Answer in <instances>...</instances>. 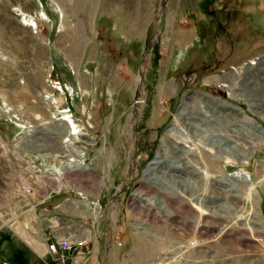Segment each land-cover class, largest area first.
I'll use <instances>...</instances> for the list:
<instances>
[{
    "label": "rangeland",
    "instance_id": "1",
    "mask_svg": "<svg viewBox=\"0 0 264 264\" xmlns=\"http://www.w3.org/2000/svg\"><path fill=\"white\" fill-rule=\"evenodd\" d=\"M68 1L0 0V219H21L40 199L26 230L2 228L0 264H46L30 244L41 249L36 239L55 217L91 227L87 264H264V0ZM67 23L79 29L75 57L70 40L59 39ZM185 99L198 132L187 154L166 151L164 132L181 127ZM25 133L28 150L17 143ZM208 150L215 160L205 177L194 168ZM160 154L165 163L151 167L157 181L146 179ZM98 168L100 182L72 178L92 193L61 183L70 170L93 179ZM29 172L37 186L55 176L48 199L16 194L19 173ZM176 173L192 190H182ZM73 199L97 203L93 225L67 204ZM59 203L66 214L52 212ZM134 222L154 255L133 254Z\"/></svg>",
    "mask_w": 264,
    "mask_h": 264
},
{
    "label": "bare ground",
    "instance_id": "2",
    "mask_svg": "<svg viewBox=\"0 0 264 264\" xmlns=\"http://www.w3.org/2000/svg\"><path fill=\"white\" fill-rule=\"evenodd\" d=\"M69 1H71V2H69ZM68 2L70 3V4H72L73 6H75L76 4L77 5H79V4H81L82 2H83V0H69ZM91 3H90V8L93 6V3H94V1L95 0H89ZM76 7V6H75ZM72 8V7H71ZM0 11H1V9H0ZM65 25V28L67 29V30H65L62 34H61V36L59 37V39L60 40H64V39H67L68 38V40H70V44H69V46H68V51H70L71 52V54H73L74 55V57L77 55V51L79 50V29H76V28H72V27H70V29H69V25H68V23H67V25L66 24H64ZM64 28V29H65ZM69 29V30H68ZM68 34V35H67ZM8 39L10 40V42L11 41H15L14 40V38L12 37V36H9L8 37ZM65 41V40H64ZM16 42V41H15ZM34 51H36L35 49H34ZM260 63V62H259ZM259 65V64H258ZM261 65V64H260ZM254 67V66H253ZM253 67H252V69H253ZM248 68H249V66H248ZM255 69H257V68H255ZM211 78H213V77H209V78H207L206 80H209V79H211ZM137 81H138V78H137ZM189 97L191 98V99H201V97H197V96H195V95H189ZM186 100V99H185ZM203 100V99H202ZM200 101V102H203V101ZM207 101V100H206ZM184 103H183V105H182V107L178 110V115L179 116H181V118H182V123H181V127H178V126H176L175 128H168V129H166L165 130V132H164V137H163V139H164V145H166L167 147H168V149L166 150V151H168L169 149H171V148H175V149H178V150H180V151H183V152H186V154H187V151L188 150H190V148H192V147H190V145H191V143H193L192 142V140H193V138H194V135L196 136V134H197V132H198V128H199V126L196 124V121H195V119H196V117L198 116H196L195 117V115H196V111L194 112L193 110H188V101L186 100V101H183ZM195 103V102H194ZM199 111V110H198ZM206 116V115H205ZM36 118H38V117H36ZM195 118V119H194ZM200 118V117H199ZM200 120V119H199ZM198 123V122H197ZM200 123V122H199ZM26 134L27 133H25L24 135H21V136H19L18 137V139L22 142V140H24V139H22V138H25V136H26ZM172 140V142L170 141V140ZM168 141H170L169 143H168ZM65 142H66V140H65ZM172 143V144H171ZM195 143V142H194ZM205 144V143H204ZM19 146H21V144H20V142H19ZM166 147V148H167ZM196 148V147H195ZM192 150V149H191ZM165 151V152H166ZM174 151H176V150H174ZM174 151H173V153H174ZM200 151V150H199ZM201 151H202V149H201ZM200 151V152H201ZM165 152H163V153H165ZM197 152V151H196ZM180 153V152H179ZM178 152H177V154H179ZM194 153V152H193ZM192 153V154H193ZM211 151L210 150H208V152L205 154V153H201V158H202V164L200 165V166H195V168L194 169H196V171H197V173H203L204 175H205V177H206V175H208V171H210V167L209 166H212L213 165V162H214V157H212L211 156ZM165 154H167V153H165ZM174 154H176V153H174ZM200 154V153H199ZM205 154V155H204ZM184 155V154H183ZM169 156V155H168ZM167 156V157H168ZM177 156V155H176ZM187 156V155H186ZM198 156V155H197ZM200 156V155H199ZM236 156V155H235ZM235 156H234V158H235ZM233 157V156H232ZM177 158V157H176ZM178 160V159H177ZM195 160V159H194ZM167 161V160H166ZM189 161V160H188ZM173 162V161H172ZM176 162H178V161H176ZM163 163H165V160H164V155L163 154H160V155H157L154 159H152L150 162H149V164H148V166L146 167V169H145V177H146V179H153V180H155V181H157V178L156 177H154L153 176V174H155V170H153V169H151V167L152 168H154L155 166H160V168L162 167V165L161 164H163ZM179 164H180V162H179ZM182 164V163H181ZM151 165H153V166H151ZM178 165V164H177ZM177 165H171V164H167V166L168 167H172L173 169H175V168H179V165L177 166ZM183 165V164H182ZM190 166L192 165V164H189ZM194 165V164H193ZM165 166H166V164H165ZM174 166V167H173ZM170 167V168H171ZM183 167V166H182ZM192 168L194 167V166H191ZM263 167H264V165H263ZM166 169V168H165ZM193 169V170H194ZM262 169V168H261ZM260 168H259V171L261 170ZM81 170H83V169H81ZM85 170V169H84ZM153 172H152V171ZM157 170H159V169H157ZM163 170H164V166H163ZM167 170V169H166ZM165 170V171H166ZM170 170V169H169ZM162 171V170H161ZM164 171V172H165ZM171 171V170H170ZM173 171V170H172ZM264 171V170H263ZM263 171L261 170V173H263ZM156 172H158V171H156ZM166 173V172H165ZM189 173V172H188ZM260 173V172H259ZM159 174H161V173H159ZM158 174V175H159ZM164 174V173H163ZM219 174H221V173H219ZM157 175V173H156V176H158ZM169 175V174H168ZM173 175V174H172ZM183 175V174H182ZM181 174H179V173H176L175 174V177H176V180H178V182L179 183H181V188H182V190H192L191 189V187L193 186L192 184H191V182H190V179L187 177V176H182ZM192 175V174H191ZM60 176V175H59ZM59 176H57V177H55V176H53V177H55L56 178V180L58 179V177ZM160 177V176H159ZM218 177H220V176H218ZM242 177V176H241ZM244 179H245V181H247V179L245 178V177H243ZM162 179H164V178H162ZM160 180V179H159ZM207 180V179H206ZM222 180V179H221ZM261 180V179H260ZM220 181V180H219ZM262 181V180H261ZM57 182H58V180H57ZM62 183V182H61ZM222 183V182H221ZM225 183V182H224ZM151 184V183H150ZM158 184V183H157ZM169 184V183H168ZM239 184H241V183H239ZM57 186V185H56ZM264 186V185H263ZM59 187H61V185L59 186ZM149 188V187H148ZM175 188V187H174ZM141 192V191H140ZM193 193V192H192ZM204 193V192H203ZM148 194V193H147ZM174 194V193H173ZM194 194V193H193ZM138 195L140 196V197H142V198H144V199H146V200H149V195L147 196L146 194L144 195L143 194V196H142V193H138ZM152 195V194H151ZM150 195V196H151ZM186 195V194H185ZM156 196V195H155ZM192 196H194V195H192ZM192 196H190V197H192ZM196 196V195H195ZM204 197V196H203ZM208 197V196H207ZM162 198V197H161ZM185 198V197H184ZM198 198V197H197ZM201 198V197H200ZM206 198V197H205ZM215 198V197H214ZM160 199V198H159ZM156 200V199H155ZM154 200V201H155ZM161 200H163V199H161ZM204 200V199H203ZM242 200V199H241ZM145 202V201H144ZM205 202V201H204ZM74 203L75 204H69V205H74V207L75 206H77V207H80V208H82V210L83 211H85L86 210V208L88 207V204H86L84 201H81V200H79V199H76V200H74ZM153 203V202H152ZM158 203H160V205L161 204H163L162 203V201L160 202H158ZM216 203V202H215ZM211 204V203H210ZM218 204V203H217ZM69 205H67L68 206V208H70V206ZM158 205V204H157ZM220 205V204H219ZM246 205V204H245ZM155 206V205H154ZM162 206V205H161ZM163 206H165L166 207V204L165 205H163ZM168 206V205H167ZM192 206V205H191ZM195 206V205H194ZM209 206V205H208ZM213 206V205H212ZM169 207V206H168ZM79 208V209H80ZM167 208V207H166ZM170 208V207H169ZM197 208V207H196ZM158 209V208H157ZM160 209V208H159ZM198 209V208H197ZM199 210V209H198ZM200 210H202V209H200ZM209 210V209H208ZM210 210H211V208H210ZM209 210V211H210ZM206 211H207V209H206ZM205 211V212H206ZM159 212V211H158ZM201 212H203V211H201ZM219 213V212H218ZM172 214V213H171ZM202 214V213H201ZM169 215H170V213H169ZM203 215V214H202ZM235 216V215H234ZM230 217V216H229ZM183 218H185V217H183ZM190 218V217H189ZM139 219H141V218H139ZM60 220V219H59ZM186 220V219H185ZM193 220V219H192ZM4 221H6V220H4ZM191 221V220H190ZM216 221V220H215ZM13 222V221H12ZM195 222V221H194ZM203 222V221H202ZM5 223L6 222H4L3 224H1V226H0V230L3 228V226L5 225ZM11 223V222H10ZM16 223H18V226L19 227H21V228H24V226L20 223V222H13V224L12 225H14V224H16ZM200 223V222H199ZM144 224V223H143ZM254 224V223H253ZM11 225V226H12ZM134 225H135V229L137 230V234H138V243H137V245L135 246V248H134V250H133V254L134 255H137V258L138 257H140V256H143V255H146V257H148V256H151V255H154L155 253H156V251L154 250V248L150 245L149 246V244H146V240L143 238V236H142V231H141V229H140V225H139V222H134ZM145 225V224H144ZM184 225V224H183ZM190 225H193V224H191L190 223ZM206 225V224H205ZM10 225H9V227H11ZM146 227V226H145ZM12 228V227H11ZM199 228V227H198ZM13 229V228H12ZM25 229V228H24ZM14 230V229H13ZM15 231V230H14ZM20 231H21V229H20ZM24 230L22 229V232H23ZM155 231V230H154ZM158 231V230H157ZM201 231V230H200ZM16 232V231H15ZM157 236V235H156ZM23 237H27V235L26 234H23ZM155 238V237H154ZM164 238V237H163ZM157 239V238H156ZM165 239V238H164ZM155 240V239H154ZM28 241H30L31 243H33L34 244V242H32L30 239H29V237H28ZM155 241H157V240H155ZM39 242V241H38ZM205 242V241H204ZM40 243V242H39ZM148 243V242H147ZM41 244V243H40ZM30 246L32 247V248H34L31 244H30ZM184 245H179V246H177L179 249H180V247H183ZM201 248H202V250L203 251H206L207 250V246H205L204 244L203 245H201L200 246ZM35 250H37L38 252H41V250L43 251V245L41 244V249L39 250V248L37 247V249L36 248H34ZM165 250V249H164ZM169 250V249H168ZM177 251H179V250H177ZM158 252V251H157ZM159 253V252H158ZM167 252H164L163 253V255H159L160 257L159 258H164V254H166ZM168 254V253H167ZM157 256V255H156ZM171 256V255H170ZM166 257V256H165ZM172 257V256H171ZM143 258V257H142ZM159 258H157L158 260H159ZM169 258V257H168ZM149 259V258H148ZM147 259V260H148ZM166 260V259H165ZM152 261V260H151ZM164 260L162 259V261H161V263L163 262ZM155 263V262H154ZM150 264H153V263H150ZM157 264V263H156ZM164 264H166V262H164Z\"/></svg>",
    "mask_w": 264,
    "mask_h": 264
},
{
    "label": "built area",
    "instance_id": "3",
    "mask_svg": "<svg viewBox=\"0 0 264 264\" xmlns=\"http://www.w3.org/2000/svg\"><path fill=\"white\" fill-rule=\"evenodd\" d=\"M18 141L20 142V144H22L20 140H17V143ZM20 148L28 150L27 147L24 148L20 146ZM73 153L80 155L82 160L84 152L75 150V152ZM50 170L52 171V173L57 174L56 176L59 175V169H57L56 167H54L53 169L50 168ZM19 174L20 176L18 178V184H15L14 190L16 194L27 195L31 198L35 197V194L37 192H40L39 187L37 188L34 185L33 181V179L36 177V174L31 172H29L28 174L26 173L27 175H23L22 173ZM47 176L48 177L44 180L49 181V177H53V175L50 174ZM60 188L61 187L56 186V191H58ZM49 194L50 193H44V198H47ZM37 203L35 202L32 204H26L27 208L25 209V216L21 219H18L16 216L10 217L9 221H13L14 223L18 221L24 226V228H27L28 223L31 225V223H34V220L37 218ZM93 204L94 207L88 204V212L83 211L82 209H80V211L78 212L80 214L84 213L85 215L90 217L91 225H93L97 220V217L100 216L97 203ZM33 211L35 213L34 215H32ZM38 213L40 215L43 214L40 211H38ZM59 219V217H55V219H47L52 223H49L48 227L50 228L46 232L42 231V233H39V239L35 238L43 245V251L38 252L33 248L34 251H36V253L40 255L41 258H48V262L46 264H86L88 257V245L91 242V227L86 226L85 224H82L80 222H75L73 220ZM4 220H6V218L0 219V226L7 221ZM52 220H55V222H53ZM8 225L11 226V224L8 222V224L5 223L3 227H6ZM15 234L19 233L17 232Z\"/></svg>",
    "mask_w": 264,
    "mask_h": 264
},
{
    "label": "crops",
    "instance_id": "4",
    "mask_svg": "<svg viewBox=\"0 0 264 264\" xmlns=\"http://www.w3.org/2000/svg\"><path fill=\"white\" fill-rule=\"evenodd\" d=\"M120 91L121 90H119L118 91V93L120 94ZM99 170H94L93 169V179H90V178H88V177H91L89 174H91V173H88V171L87 172H85L86 173V175L85 174H83V172H81V171H75V170H70V172H68L67 174H65V176L62 174V177H61V182H62V184L64 183L65 184V186L67 185L68 187H70L72 190H74V191H79L81 194H88V192L90 193H92L94 190H90V189H86L85 187L84 188H80V186L78 185V187L79 188H77L74 184H75V182L73 181V179L72 178H75L76 179V177L78 178V180L79 181H81L82 180V178L87 182H92V180H93V183H95V181L96 180H99V182L100 181H102V175H101V170H100V168H98ZM86 171V170H85ZM18 172H22V171H18ZM90 172V171H89ZM88 173V174H87ZM108 173L109 174H111L112 173V171H111V169H109L108 170ZM26 173H24L23 175H25ZM28 174V173H27ZM26 174V175H27ZM92 175V174H91ZM66 178V179H65ZM97 178V179H96ZM33 181H34V185L38 188L39 187V189H40V192H44L45 194H46V192H47V190H46V187L48 186L47 184H49V182L47 181V180H43V184L45 185V186H42V185H39V186H37V182L35 181V178L33 179ZM54 182H55V180H54ZM96 182H98V181H96ZM15 184H18V181L15 183ZM93 185V184H92ZM61 194L63 193V191H61L60 192ZM60 193H58V194H60ZM55 194H57V193H55ZM94 194V193H93ZM99 194H101V190H100V192H99ZM64 195V194H63ZM41 196V195H40ZM58 198H60V196H58L57 197V200H58ZM94 199H93V201L94 200H96L95 198H96V193L94 194V197H93ZM35 199H36V197H35ZM48 199V198H47ZM40 199H38L37 198V200L36 201H34V203L36 202H38L37 204V209H38V207L40 206V201H39ZM44 200H46V198H44ZM43 200V201H44ZM62 200H64V199H62ZM74 200V199H73ZM81 200V199H80ZM42 201V202H43ZM70 201V200H69ZM97 201H98V198H97ZM61 203V202H60ZM60 203L59 204H56L54 207H53V209H52V212H54V213H58V214H60V215H64V214H66L67 212L64 210V207H60ZM67 204H70V203H68L67 202ZM60 207V208H59ZM65 208H68V206L67 205H65ZM61 220V219H60ZM1 231H3L2 229L0 230V232ZM92 255L93 254H91L90 256L92 257ZM88 262V261H87ZM87 262H86V264H87Z\"/></svg>",
    "mask_w": 264,
    "mask_h": 264
},
{
    "label": "trees",
    "instance_id": "5",
    "mask_svg": "<svg viewBox=\"0 0 264 264\" xmlns=\"http://www.w3.org/2000/svg\"><path fill=\"white\" fill-rule=\"evenodd\" d=\"M46 13H48V14H50V11H49V9L47 8L46 9ZM215 86H211L209 89H208V91L209 92H211V93H215ZM104 107V106H103ZM102 109V108H101ZM82 114V113H81ZM83 115V114H82ZM84 116V115H83ZM5 133V132H4ZM5 135V134H4ZM2 233V231L0 232V234Z\"/></svg>",
    "mask_w": 264,
    "mask_h": 264
}]
</instances>
